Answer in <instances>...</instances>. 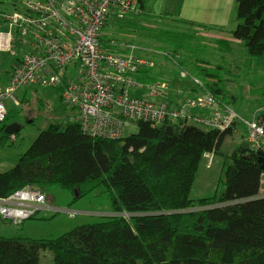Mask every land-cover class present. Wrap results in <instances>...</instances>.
<instances>
[{"label":"trees","instance_id":"1","mask_svg":"<svg viewBox=\"0 0 264 264\" xmlns=\"http://www.w3.org/2000/svg\"><path fill=\"white\" fill-rule=\"evenodd\" d=\"M138 5L140 10L126 18L148 14L147 0ZM152 16L168 28L156 35L159 51L183 72L181 52L194 47L192 38L201 30L231 35L245 47L250 64L264 57V0H236L227 28ZM101 41L115 52L109 38ZM218 45L232 53L231 41ZM197 69L204 91L222 105L238 102L220 85L222 68L198 64ZM154 71H145L141 80L161 79L151 77ZM261 120L264 125V112ZM237 125L221 132L173 120L159 126L139 122L136 133L112 141L86 135L77 122L65 129L52 124L13 169L0 172V200L27 187L46 196L60 189L71 196V204L99 193L114 217L57 239L0 237V264H41L46 252L53 254V264H264V170L258 153L244 143L222 152ZM5 128L1 145L9 136ZM207 154L223 156L224 181L213 197L193 201L192 189Z\"/></svg>","mask_w":264,"mask_h":264},{"label":"built area","instance_id":"2","mask_svg":"<svg viewBox=\"0 0 264 264\" xmlns=\"http://www.w3.org/2000/svg\"><path fill=\"white\" fill-rule=\"evenodd\" d=\"M137 6L138 0H24L15 12L0 14V54L16 58L8 84L0 87V127L16 95L33 89L55 91L61 105L78 112L77 123L86 135L112 141L125 137V130L139 122L159 126L173 120L224 132L242 121L230 106L204 91L198 79L192 82L199 92L172 100L166 80L154 74L151 83L141 80L157 65L137 54L135 46L111 42L113 53L104 48V31L123 22ZM181 77L189 78L183 71ZM263 112L264 107H258L243 122L248 145L264 154ZM213 156L205 155L209 166ZM41 212L71 218L77 214L53 207L45 194L32 187L0 200V219L14 226Z\"/></svg>","mask_w":264,"mask_h":264},{"label":"rangeland","instance_id":"3","mask_svg":"<svg viewBox=\"0 0 264 264\" xmlns=\"http://www.w3.org/2000/svg\"><path fill=\"white\" fill-rule=\"evenodd\" d=\"M23 1L0 0V14L15 12L22 7ZM153 1L151 8H147L148 14H132L123 22L114 23L104 31V36L109 38L115 45L135 46L138 49L137 54L156 63L158 71L164 72L163 67H168L175 72L178 71L175 62L168 60L163 56L164 52L159 51L161 42L156 36L159 31L168 28H166L164 22L158 21L152 16L153 14L160 15V12H163V7L166 4L171 5L173 0ZM149 3L152 4L151 0H147V4ZM152 8L153 10H151ZM138 10H140L139 5L137 6ZM234 29L235 25H232L230 30L233 31ZM231 38L228 33L218 34L208 30L199 31L192 38L194 47L182 51L179 58L184 63V70L187 73L189 72V78H182L180 74L178 77L175 72L178 84H174L171 97L174 100L179 96L183 97L184 94L192 92L191 88L194 89L193 94L199 92L192 82V78L200 79L198 77V64H205L214 69L220 67L222 68L220 72H224L223 76H220L222 78L221 87L224 86L228 95L236 97L238 101L236 104L230 105L231 98H226L225 102H229L230 107L240 116L242 121L238 125L245 128L243 120H250L257 108L264 106V57L258 59L257 63L255 62L256 65L250 64L247 61L243 44L235 42ZM221 40L232 42L231 54L226 53L225 49L219 47L218 44ZM19 55L22 56V54ZM15 60L16 58L11 57V55L0 54V85L4 86L9 81L6 73L11 71ZM200 80V83L203 82L202 79ZM224 81L227 82L224 83ZM179 86L182 87L179 88ZM16 98V103L11 105L4 125L9 127L17 124L20 130L16 134V139H11V135H9L4 141V146L0 144L1 172L13 169L18 164L20 157L36 141L39 134L47 130L52 124L60 125L65 129L68 124L77 122L78 112L66 109L61 105L59 95L53 90H24L20 91ZM38 99L42 100L44 106L40 104ZM237 126L234 129L236 136L240 137L242 142L247 145L246 128L238 130ZM1 127L0 139L4 136L3 132L1 133ZM197 127L200 130H207L203 127ZM136 132L137 127L132 126L125 130L124 136ZM234 139L228 138L225 141L222 148L224 154L230 153L234 148ZM224 163L223 156L219 155L213 157L210 166L208 160L204 159L192 189L191 198L193 201L211 198L216 194L224 181ZM47 196L53 207L70 209L77 213L76 216L71 218L63 213L41 212L38 214L39 219L44 216V218H55L49 221L29 219L24 222L25 224L23 223L24 226H14L12 223L0 219V237L57 239L77 227L105 222L114 217L106 196L102 197L99 193L74 204H71V196L60 189L51 190ZM41 264H53V254L43 253Z\"/></svg>","mask_w":264,"mask_h":264},{"label":"crops","instance_id":"4","mask_svg":"<svg viewBox=\"0 0 264 264\" xmlns=\"http://www.w3.org/2000/svg\"><path fill=\"white\" fill-rule=\"evenodd\" d=\"M235 1L236 0H173L171 5L166 4L165 7H163V12H160V15H169L173 18H179L187 22H191L199 25H206L213 28H227L231 24L232 15L235 7ZM151 2L152 4L150 3L147 4L149 6V9L153 5L154 1L151 0ZM151 10H153V8ZM176 65L177 64H175V66ZM163 68H164L163 69L164 72H160L156 68V70L154 71V75H156L158 78L160 77L161 79L168 81L170 83L171 91H172L174 84L176 85L178 84L175 74L177 73L178 77L179 74L181 76V70L177 67L178 71H175L176 72L175 73L172 69H169L168 67H163ZM6 85L4 86L0 85V87L4 88L6 87ZM180 87L182 86H179V88ZM191 90L192 92L191 93L189 92V94L183 93L184 94L183 97H192L193 95H195L193 94L194 89L191 88ZM169 98L172 99L171 93L169 95ZM4 124L2 127L5 126ZM237 129L240 130L245 128L244 127L241 128V126L238 125ZM232 138H235L234 139L235 146L243 143L240 137L236 136V132ZM263 185H264V178H263ZM262 193L264 194V188L262 190ZM24 224L22 226H24Z\"/></svg>","mask_w":264,"mask_h":264},{"label":"water","instance_id":"5","mask_svg":"<svg viewBox=\"0 0 264 264\" xmlns=\"http://www.w3.org/2000/svg\"><path fill=\"white\" fill-rule=\"evenodd\" d=\"M19 130H20L19 125L14 124L9 127H6L4 132L7 135H16L19 132ZM258 157H259V163L261 164L262 169L264 170V154L262 152H259Z\"/></svg>","mask_w":264,"mask_h":264}]
</instances>
